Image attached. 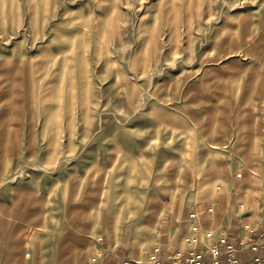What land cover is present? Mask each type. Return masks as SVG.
I'll use <instances>...</instances> for the list:
<instances>
[{"label":"rangeland","instance_id":"1","mask_svg":"<svg viewBox=\"0 0 264 264\" xmlns=\"http://www.w3.org/2000/svg\"><path fill=\"white\" fill-rule=\"evenodd\" d=\"M225 191L257 223L264 0H0L1 263L153 250L160 199Z\"/></svg>","mask_w":264,"mask_h":264},{"label":"crops","instance_id":"2","mask_svg":"<svg viewBox=\"0 0 264 264\" xmlns=\"http://www.w3.org/2000/svg\"><path fill=\"white\" fill-rule=\"evenodd\" d=\"M167 199L170 202L166 203L160 199L163 210L154 226L156 234L153 236L156 241L153 250L145 242L143 249L136 252L134 250L135 235L132 237L130 245L127 246L126 235L122 237L119 236V233L114 234L106 231L107 236L102 235L95 245L93 257L97 253L101 254L96 261L85 256L81 263L69 262L67 264H122L127 258L143 261L155 250L159 251L164 264H170L167 259L168 255L180 249L189 250L194 246L188 241V237H193V225L196 223L201 226L203 232H213V237L206 239L209 248L205 251L208 261L211 260L210 248L214 247L222 251L220 264H225L227 257L225 251L228 244H233L239 250L237 254L239 264H257L258 258H264V249L254 250L248 247L250 243L260 238L264 240V213L252 227L248 224L245 226L244 213H240V201L233 196L232 192L225 191L202 202H197L195 199L179 201L180 205L177 210L173 209L174 201L169 197ZM195 211L198 215L197 220L191 216ZM144 231L146 232V230ZM222 233H225L228 238L226 244L220 243L218 240ZM146 235L147 232L142 235L143 241H146ZM198 250H203V246L200 245ZM7 255L9 256V253ZM4 263L8 264L7 261ZM4 263L0 262V264Z\"/></svg>","mask_w":264,"mask_h":264},{"label":"built area","instance_id":"3","mask_svg":"<svg viewBox=\"0 0 264 264\" xmlns=\"http://www.w3.org/2000/svg\"><path fill=\"white\" fill-rule=\"evenodd\" d=\"M195 220H197V212L195 211L191 215ZM194 235L193 237H188V241L192 243L194 246L189 250H177L174 253L168 255L167 259L170 261V264H220V257L222 255V251L217 248H210L211 260H207V251L208 245L206 244V239H210L213 237V232L206 231L203 232L201 226L196 223L193 225ZM220 243L226 244L228 238L225 236V233H222L218 238ZM202 245L203 250H198V247ZM249 248H253L254 250L264 249V240L262 238L258 239L250 243ZM227 257L225 264H239V259L237 254L239 250H237L233 244H228L227 249L225 251ZM100 253H97L95 257L92 258V261H96L100 256ZM264 263V258H258L257 264ZM122 264H164L162 256L159 254L158 250L153 251L149 254L146 260L139 261L127 258L123 261Z\"/></svg>","mask_w":264,"mask_h":264},{"label":"bare ground","instance_id":"4","mask_svg":"<svg viewBox=\"0 0 264 264\" xmlns=\"http://www.w3.org/2000/svg\"><path fill=\"white\" fill-rule=\"evenodd\" d=\"M243 179L248 182V188L251 189L252 188V183H253V179H252L251 173L250 172L245 173ZM245 200H247V199H245ZM240 204H241V207L245 205V203L243 201ZM154 208H156V207L155 206H151L149 208V210L150 211H154ZM256 210H257L256 204L254 203L253 204V211L256 213ZM150 213H153V212H150ZM24 227L25 226H21L22 229ZM114 231L116 232V229H114ZM74 247H72V246L69 247L68 254L71 253V254L75 255V257L79 256V257H81L83 259L86 256L87 252H88V248L83 246V245H81V244H77V243H76V245ZM134 250L136 252L141 251L142 250L141 244H136L135 247H134ZM19 256H21V255H19ZM22 258H24V256ZM12 260H15V256H13ZM73 261L75 262L74 258H73Z\"/></svg>","mask_w":264,"mask_h":264}]
</instances>
